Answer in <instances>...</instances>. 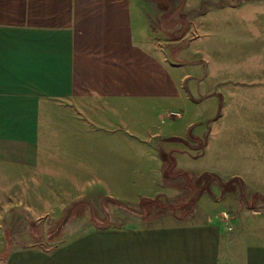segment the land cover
Wrapping results in <instances>:
<instances>
[{
    "label": "crops",
    "instance_id": "crops-1",
    "mask_svg": "<svg viewBox=\"0 0 264 264\" xmlns=\"http://www.w3.org/2000/svg\"><path fill=\"white\" fill-rule=\"evenodd\" d=\"M188 9L179 0H0V164L55 180L65 171L74 178L66 186L83 187L91 146L97 179L113 187V119L192 97L184 57L166 51ZM170 164L168 175H188ZM205 200L183 221L165 211L145 223L62 226L47 246L11 247L0 264H264V242L232 244ZM93 201L77 200L68 216L91 219Z\"/></svg>",
    "mask_w": 264,
    "mask_h": 264
},
{
    "label": "rangeland",
    "instance_id": "rangeland-1",
    "mask_svg": "<svg viewBox=\"0 0 264 264\" xmlns=\"http://www.w3.org/2000/svg\"><path fill=\"white\" fill-rule=\"evenodd\" d=\"M179 1L189 8L183 36L166 51L184 57L192 97L113 119V187L97 179L91 146L83 187L66 186L74 178L65 171L55 180L0 164V257L18 245L45 247L62 226L145 223L165 211L183 221L201 196L221 213L232 244L264 242V0ZM175 161L188 175L173 174ZM83 197L94 200L92 218H70Z\"/></svg>",
    "mask_w": 264,
    "mask_h": 264
},
{
    "label": "built area",
    "instance_id": "built-area-1",
    "mask_svg": "<svg viewBox=\"0 0 264 264\" xmlns=\"http://www.w3.org/2000/svg\"><path fill=\"white\" fill-rule=\"evenodd\" d=\"M222 217H223V219L226 218L227 217V214L226 213H223L222 214Z\"/></svg>",
    "mask_w": 264,
    "mask_h": 264
},
{
    "label": "water",
    "instance_id": "water-1",
    "mask_svg": "<svg viewBox=\"0 0 264 264\" xmlns=\"http://www.w3.org/2000/svg\"><path fill=\"white\" fill-rule=\"evenodd\" d=\"M238 1H240V0H238Z\"/></svg>",
    "mask_w": 264,
    "mask_h": 264
}]
</instances>
